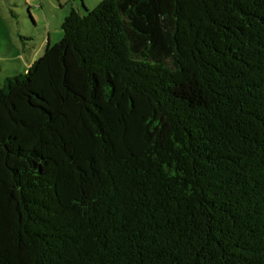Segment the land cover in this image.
I'll list each match as a JSON object with an SVG mask.
<instances>
[{
    "label": "trees",
    "instance_id": "obj_1",
    "mask_svg": "<svg viewBox=\"0 0 264 264\" xmlns=\"http://www.w3.org/2000/svg\"><path fill=\"white\" fill-rule=\"evenodd\" d=\"M0 264H264V0L71 8L0 86Z\"/></svg>",
    "mask_w": 264,
    "mask_h": 264
},
{
    "label": "rangeland",
    "instance_id": "obj_2",
    "mask_svg": "<svg viewBox=\"0 0 264 264\" xmlns=\"http://www.w3.org/2000/svg\"><path fill=\"white\" fill-rule=\"evenodd\" d=\"M67 1L70 5L73 4V0H37L38 8L28 9L24 5V0H0V86L5 84L7 78L28 71L30 65L39 58V52L46 49L47 45L43 43V38L47 37L48 30L50 46L62 38V24L67 10L61 9L60 6L64 7ZM75 1L79 6L76 10H82L83 6L87 10H93L102 0ZM29 5H35V1L29 0ZM28 11L38 28L33 27ZM19 35L21 38L33 35L35 39L37 35L38 42L43 45L39 46L38 42L30 39L21 41Z\"/></svg>",
    "mask_w": 264,
    "mask_h": 264
},
{
    "label": "crops",
    "instance_id": "obj_3",
    "mask_svg": "<svg viewBox=\"0 0 264 264\" xmlns=\"http://www.w3.org/2000/svg\"><path fill=\"white\" fill-rule=\"evenodd\" d=\"M35 1V5H33V6H30L29 5V0H24V5L27 7V8H29V9H31V7H34V8H38L37 6L39 5H37V0H34ZM68 4H69V2L67 1V3H66V5L63 7H61L60 5V8L61 9H66L67 10V15L69 14V12H70V9L71 8H74V9H76V8H78L79 9V6H78V4L76 3V1L75 0H73V4L72 5H70L69 4V6H68ZM67 15H66V17H67ZM34 28L36 27V28H38V25H37V23L36 22H34V26H33ZM43 26H41V28H42ZM50 30H48V34H47V37H45V38H43V43H46L45 45H47V46H50V42H49V40H50ZM21 35H19V38L21 39ZM25 37V36H24ZM60 37V36H59ZM26 38L27 39H30V40H32V41H35L36 43L38 42V40H37V35H36V39L34 38V36L33 35H27L26 36ZM21 41H23V40H21ZM43 43H41L40 44V42H38V44H39V46H42L43 45ZM24 45V44H23ZM46 46V47H47ZM44 52V51H43ZM42 51L41 52H39V54H38V57L43 53Z\"/></svg>",
    "mask_w": 264,
    "mask_h": 264
}]
</instances>
